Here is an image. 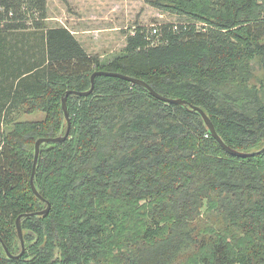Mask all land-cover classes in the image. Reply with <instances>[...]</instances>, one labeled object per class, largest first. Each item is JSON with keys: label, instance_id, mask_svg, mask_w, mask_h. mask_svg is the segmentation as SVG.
<instances>
[{"label": "trees", "instance_id": "1", "mask_svg": "<svg viewBox=\"0 0 264 264\" xmlns=\"http://www.w3.org/2000/svg\"><path fill=\"white\" fill-rule=\"evenodd\" d=\"M148 1L190 23L138 28L105 63L48 26V0H0V264H264V152L230 155L190 107L230 148H264V0ZM100 71L187 105L97 76L41 146L40 199L36 142L67 133L64 98Z\"/></svg>", "mask_w": 264, "mask_h": 264}, {"label": "rangeland", "instance_id": "2", "mask_svg": "<svg viewBox=\"0 0 264 264\" xmlns=\"http://www.w3.org/2000/svg\"><path fill=\"white\" fill-rule=\"evenodd\" d=\"M189 23L187 17L165 12L148 0H48V26L66 27L74 34L77 32L87 51L101 56L105 63L122 55L127 37L138 28L152 35L155 28L160 30L167 24ZM158 38L151 39L157 43ZM254 71L252 84L259 85L264 75L258 63H254ZM43 116L21 114L16 120L40 121ZM5 131L6 128L0 126V148Z\"/></svg>", "mask_w": 264, "mask_h": 264}, {"label": "water", "instance_id": "3", "mask_svg": "<svg viewBox=\"0 0 264 264\" xmlns=\"http://www.w3.org/2000/svg\"><path fill=\"white\" fill-rule=\"evenodd\" d=\"M99 75L116 77V78H120V79H124V80H128V81L134 82L136 84H139V85L147 88L154 95L155 98H157V99H159L161 101H164V102H167V103H171V104L187 105V102L186 101L177 100V99H170V98H166L164 96L159 95L158 93L154 92L153 89L150 86H148L146 83H144L142 81H139V80H136V79H133V78H130V77L121 75V74H117V73H111V72H105V71L96 72L93 75V87H92V89L90 91H88V92L69 91L67 93V96L63 100V109H64L65 116H66V119L68 121V126H69L68 127V130H67V133L64 136L56 137V138H40L36 142V145H35L34 173H33V177H32V181L31 182H32V188H33L34 193L40 199H42V197L40 196V194H39V192H38V190H37V188H36V186L34 184V177H35V173H36V166H37L38 158H39V155H40L41 146L43 144H45V143H62V142H64L68 138L69 133H70V129H71V122H70L69 112H68V106H67V98L71 94H74V95H77V96H87V95H89L93 91V88H94V80ZM190 107H191L192 110H195V111H197L198 113H200L202 115V117H203L205 123L207 124V127L210 130V132L213 135V137L219 141V143L224 147V149L230 155L237 156V157H241V158H246V157L253 156L254 154H260V153L264 152V148L261 151H258L257 153H246V152H241V151L234 150V149L230 148L220 138V136L218 135V133L216 131V128H215L214 124L212 123V121L209 118V116L205 113V111L203 109L199 108V107H194V106H190ZM49 211H50V204H49V206H48L47 209H45V210L37 213L36 215L37 216L46 215V214L49 213ZM22 218L23 217H19L18 220H17V223H16L18 237H19V240H20L21 245H22V252L19 255H13L8 250V248L3 244L4 245V249H5L8 257L10 259H14V260L20 259L24 255V253L26 251V243H25V238H24V231H23V227H22V223H21ZM0 241H2L1 238H0Z\"/></svg>", "mask_w": 264, "mask_h": 264}, {"label": "crops", "instance_id": "4", "mask_svg": "<svg viewBox=\"0 0 264 264\" xmlns=\"http://www.w3.org/2000/svg\"><path fill=\"white\" fill-rule=\"evenodd\" d=\"M76 34V35H75ZM75 36L76 38L80 41V43L83 45V47L85 48V45L83 44V41L81 40V38L77 35V32H75ZM126 46V45H125ZM86 49V48H85ZM87 50V49H86ZM88 52V51H87ZM89 53V52H88Z\"/></svg>", "mask_w": 264, "mask_h": 264}, {"label": "built area", "instance_id": "5", "mask_svg": "<svg viewBox=\"0 0 264 264\" xmlns=\"http://www.w3.org/2000/svg\"><path fill=\"white\" fill-rule=\"evenodd\" d=\"M159 32V29L158 28H155L152 35H156L157 33Z\"/></svg>", "mask_w": 264, "mask_h": 264}]
</instances>
